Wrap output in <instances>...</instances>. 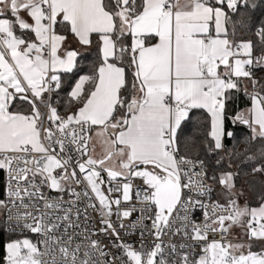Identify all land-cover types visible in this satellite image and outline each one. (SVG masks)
<instances>
[{
    "label": "snow or ice",
    "instance_id": "6c2138e0",
    "mask_svg": "<svg viewBox=\"0 0 264 264\" xmlns=\"http://www.w3.org/2000/svg\"><path fill=\"white\" fill-rule=\"evenodd\" d=\"M258 7L0 0V264H264V190L258 207L241 206L235 185L240 165L264 176ZM250 25L258 44L238 38ZM241 94L250 107L230 115ZM197 113L207 138L189 136L185 152L223 150L236 172L209 176L181 154ZM228 120L251 132L243 152L225 149ZM215 183L224 204L208 199Z\"/></svg>",
    "mask_w": 264,
    "mask_h": 264
},
{
    "label": "trees",
    "instance_id": "16d2710c",
    "mask_svg": "<svg viewBox=\"0 0 264 264\" xmlns=\"http://www.w3.org/2000/svg\"><path fill=\"white\" fill-rule=\"evenodd\" d=\"M258 4H260V7L257 9L253 10V14L259 18L262 14H264V3L261 2V0H256ZM243 11V10H242ZM258 26V25H257ZM255 28L249 26V28L244 29L241 32V35L238 38H242L245 40H253L258 44V38L254 34ZM255 53L258 55L259 54V48L255 50ZM94 59L93 56H88L85 61L82 63L84 64L83 71H87V67L90 64V62ZM255 75L257 77L264 76V71L262 70H254ZM68 90V82H65L63 90H61V98L65 95L66 91ZM246 107H250V101L247 100L243 94L239 95L238 98H236L234 101H230L228 105V110L230 115H234L237 109H244ZM61 112L64 111V109L61 107ZM203 115L204 117L207 116L206 113H197L192 120L187 121L183 129L180 132V139L182 141V147H181V154H188L190 155L193 159H201L205 161V165L208 169V175L211 176L213 174V170L216 171L217 177H219L220 171H232V168H234V171L236 172L237 168L235 167V161H233V167L229 168V159L228 156L225 154V151H220V152H212L208 153L204 150L203 144L200 145V150L198 155L192 152H185V149L183 147V142L187 141L189 136L195 135V137L198 140H204L207 138V130H208V124L200 120L199 123L197 121L199 120V117ZM226 128L230 131L234 132V138L229 139L227 137L224 138V145L226 150H232L235 148L237 151L243 152L247 143V138L251 136L250 130L247 128L245 125L241 124H233L231 120L226 121ZM199 129V131H197ZM222 158V162L220 165L216 164V161L218 159ZM247 171V165H240V172L235 178V185L236 188L240 187V185L243 182H246L244 185L247 187L248 191L254 192L256 190V186H259V189L262 188L264 190V176H261L257 174V176L253 177L251 175H245V172ZM3 180V173L0 172V181ZM256 185V186H255ZM219 186L218 183L214 184V189L215 187ZM0 192H2V187H0ZM213 197L214 191H213ZM261 194V193H259ZM6 238L5 236H0V242H2ZM259 250V247H254L253 251ZM0 255H2V248H0Z\"/></svg>",
    "mask_w": 264,
    "mask_h": 264
},
{
    "label": "rangeland",
    "instance_id": "374dc122",
    "mask_svg": "<svg viewBox=\"0 0 264 264\" xmlns=\"http://www.w3.org/2000/svg\"><path fill=\"white\" fill-rule=\"evenodd\" d=\"M99 146H97V152H99ZM232 171H234V168H232ZM246 182H243L240 187L236 188L237 192L239 193L238 196V203L243 206L245 204L249 205L250 207H258L259 204L261 203V199H260V194L262 192V188L259 189V186H256V190L254 192L252 191H248L247 187H245ZM221 192V187L220 185L215 187L214 189V199L218 200L220 203L224 204L225 203V199L222 198L219 194ZM233 233L235 234V236L237 237H242V230L238 227L233 228L232 229ZM244 238V237H243ZM258 251V250H257Z\"/></svg>",
    "mask_w": 264,
    "mask_h": 264
},
{
    "label": "built area",
    "instance_id": "2783aa9c",
    "mask_svg": "<svg viewBox=\"0 0 264 264\" xmlns=\"http://www.w3.org/2000/svg\"><path fill=\"white\" fill-rule=\"evenodd\" d=\"M42 111H45V109H42ZM197 170H198V169H197ZM105 179H107V177H105ZM137 183H138V182H137ZM208 199H210V200H215L214 197H213V194H212V193L210 194V197H209ZM221 204H222V203H221ZM91 215L94 217L95 225H96V227L98 228L100 225H99L98 219H95V213H91ZM194 218L197 220V222L201 221V220L203 219V214H202V212H201V211H196V212L194 213ZM149 223H150V222H149ZM28 235H31V234H28ZM121 235H122V237H123L124 239L129 240L130 242H133V243H135V242L137 241V239H138V236H137V235H132V236H130V237H128V236H124L123 233H121ZM93 238H96V237H93ZM210 238H212V237L210 236ZM215 238H216V239H219L220 237H219V235L217 234ZM33 239H34V237H33ZM101 239H103V240H104V243L107 244L108 240H107L106 238L101 237ZM113 239H114V238H113ZM165 239L167 240V237H165ZM229 239H232V237H229ZM244 239H246V237H244ZM234 242H235V241H234ZM137 246H138V245H137Z\"/></svg>",
    "mask_w": 264,
    "mask_h": 264
}]
</instances>
